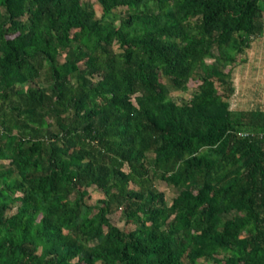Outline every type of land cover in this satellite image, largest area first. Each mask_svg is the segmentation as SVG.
<instances>
[{
  "label": "trees",
  "instance_id": "trees-1",
  "mask_svg": "<svg viewBox=\"0 0 264 264\" xmlns=\"http://www.w3.org/2000/svg\"><path fill=\"white\" fill-rule=\"evenodd\" d=\"M96 1L0 0V264H264V0Z\"/></svg>",
  "mask_w": 264,
  "mask_h": 264
},
{
  "label": "rangeland",
  "instance_id": "rangeland-1",
  "mask_svg": "<svg viewBox=\"0 0 264 264\" xmlns=\"http://www.w3.org/2000/svg\"><path fill=\"white\" fill-rule=\"evenodd\" d=\"M89 1L92 3L93 8L95 10L96 16L100 17L102 15V8L98 4L96 0H84ZM250 49V48H249ZM247 50L245 53V58L248 60V64L239 65L233 72V81L235 92L230 97L229 101L231 104L232 109H257L261 107V110L264 108V72L262 74H259L257 72H253L254 68L257 67V65H260L259 58H254L253 55H256L255 52H250V50ZM262 49V53L264 52V46ZM261 57V56H259ZM253 58L255 61L250 60ZM63 58L59 57L58 61L62 62ZM257 60V62H256ZM262 62H264V59H261ZM264 64V63H263ZM250 65V66H249ZM252 65V66H251ZM191 83V87L189 90L185 92H171L170 97L177 100L178 102L189 100L192 95L195 86L194 83ZM6 164V161L3 162ZM156 187L159 191H162L166 195V200L170 204L172 199L175 198L178 191L175 190L173 187L167 186L163 182H157ZM89 197L87 199V202L91 205H94L98 199L102 197L101 192L96 190L95 188H90L89 190ZM15 212V209H13L9 214ZM111 222L118 226L121 229L130 230L133 228V225H127L121 215L120 212L113 214L111 216ZM100 264V263H98Z\"/></svg>",
  "mask_w": 264,
  "mask_h": 264
},
{
  "label": "crops",
  "instance_id": "crops-1",
  "mask_svg": "<svg viewBox=\"0 0 264 264\" xmlns=\"http://www.w3.org/2000/svg\"><path fill=\"white\" fill-rule=\"evenodd\" d=\"M263 46H264V35H263V37L255 40L251 44V47L249 49L251 53L252 52H255L256 55H253L254 58H257V60H258V58L260 59L259 62L261 64L260 65H257V67H255L254 68V71H253V72H257L258 71L259 74H262L264 72V64H263L264 62L261 61L262 58L264 59V52L262 53V49H261V48H263ZM263 51H264V49H263ZM259 56H261V57H259ZM252 60H253V58L250 60V64H251V61ZM257 60H256V62H257ZM253 61H255V59ZM248 63H249L248 60H246V62H245L244 65H246ZM257 109H261V107L260 108H257ZM262 110H264V108Z\"/></svg>",
  "mask_w": 264,
  "mask_h": 264
}]
</instances>
